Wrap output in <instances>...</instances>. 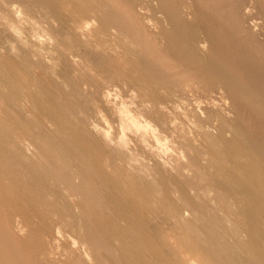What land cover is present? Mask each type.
I'll return each instance as SVG.
<instances>
[{
    "label": "bare ground",
    "instance_id": "obj_1",
    "mask_svg": "<svg viewBox=\"0 0 264 264\" xmlns=\"http://www.w3.org/2000/svg\"><path fill=\"white\" fill-rule=\"evenodd\" d=\"M0 35V264H264V0H0Z\"/></svg>",
    "mask_w": 264,
    "mask_h": 264
},
{
    "label": "rangeland",
    "instance_id": "obj_2",
    "mask_svg": "<svg viewBox=\"0 0 264 264\" xmlns=\"http://www.w3.org/2000/svg\"><path fill=\"white\" fill-rule=\"evenodd\" d=\"M37 13H40V14H37ZM37 13L32 15L30 20L32 22L34 21L33 23L36 24V27L38 25L37 29L39 32L42 33L41 39L45 40V38H47L46 33H48L50 27L47 24V21L45 22V20L40 19V18H42L43 13L41 11H37ZM25 31H26L25 25L20 24L19 25V34L20 35L19 36L22 35L20 37V39H22V40H24V37L26 36ZM59 32L61 33L60 36H62V38L67 43H69L71 46L80 45L82 43V38L87 35V32L75 31V30H72L71 28L69 29L67 27H62V29H60ZM1 35H5V34L1 33ZM5 36L4 37L1 36V37L4 39L8 37L6 40H9L10 36L9 35L8 36L5 35ZM10 40H11V38H10ZM10 43H11V47H17V45H18L13 40ZM1 52H2V50H1ZM3 52H4V50H3ZM81 55H82V60L78 61V59H77L78 62L72 63V67H71L73 70H76L78 73H81L82 71H85V70L90 71L92 68L95 70L108 72V73H110V75H111V73L115 72V68H114V62L116 61L115 56L112 55V52L107 47L97 46L95 43H93L91 45L88 42L86 45L81 47ZM114 88L118 90V91L116 90V92H117L119 97L124 95L122 87L119 85V83L116 84ZM114 88H113V90H114ZM174 99H175V97H174ZM220 99H221L220 97H212V100H208V102H206L207 100L204 99V101L206 102L205 103L203 101V98L201 99V97H199L197 95H192V96L190 95L188 97L187 101H182L180 103L175 102L176 105L179 104L177 106H178V108L180 107L181 111L176 107V105L170 104V107L167 109L166 112L169 116H172V118L175 119V121L178 123V124L176 123L178 127H182L181 129H184V130L186 129L185 131H188L187 128L189 130L191 128L188 125L191 124V126L193 127L191 120H194V119L188 118L189 117L188 116L187 117L188 121H186L187 119H185V115L181 114L182 115L181 116V115H179V113H181V112L193 113V111H194L196 114H199L198 112H201L200 114H202V116H203V117H201L202 119H205V117H206L205 113L207 110L208 111H214V110L219 109L220 112L223 111L222 113L226 114L227 111H225V109H227V107L226 106L224 107V101L222 99L221 100ZM196 100H198V101H196ZM208 103H210V105ZM197 105H199L200 107L197 108ZM218 106H219V108H218ZM223 107H224V109H223ZM196 108L200 109V110L198 111ZM176 114L178 115V117ZM182 117H184V118H182ZM189 122H190V124H189ZM213 123L215 124V126ZM186 124H187V128L185 126ZM206 127H207L206 129H209V132H211V134H213V135L216 134L218 131L217 130L218 129L217 122H212V123L208 122V124H206ZM182 152L184 153V150H180L181 154H183ZM171 153H172V151H171ZM176 153L179 154V150ZM167 154L168 155L162 156V160L167 165L168 168H172L174 165V161L171 159V157L173 158L172 154H175V153L173 152L172 154H170V152H168ZM169 155H170V158H169ZM180 255L182 256V258H187L188 256H190L187 253L180 254Z\"/></svg>",
    "mask_w": 264,
    "mask_h": 264
}]
</instances>
